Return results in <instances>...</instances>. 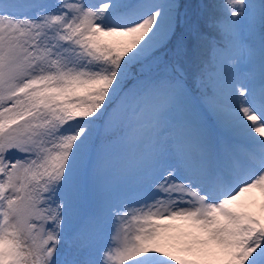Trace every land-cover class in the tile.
I'll return each instance as SVG.
<instances>
[{"label":"snow or ice","instance_id":"snow-or-ice-1","mask_svg":"<svg viewBox=\"0 0 264 264\" xmlns=\"http://www.w3.org/2000/svg\"><path fill=\"white\" fill-rule=\"evenodd\" d=\"M200 7L0 0V264H264V0Z\"/></svg>","mask_w":264,"mask_h":264},{"label":"trees","instance_id":"trees-1","mask_svg":"<svg viewBox=\"0 0 264 264\" xmlns=\"http://www.w3.org/2000/svg\"><path fill=\"white\" fill-rule=\"evenodd\" d=\"M214 2V0H203V3L204 4H210V3H213ZM184 3H185V5H186V8H185V11L187 12V14H188V16H189V11H190V5H189V3H190V0H184ZM197 14V13H196ZM196 14H194V15H196ZM193 15V16H194ZM192 16V17H193ZM191 17V18H192Z\"/></svg>","mask_w":264,"mask_h":264},{"label":"rangeland","instance_id":"rangeland-1","mask_svg":"<svg viewBox=\"0 0 264 264\" xmlns=\"http://www.w3.org/2000/svg\"><path fill=\"white\" fill-rule=\"evenodd\" d=\"M192 2L196 5V8L198 10V13H200L201 10H202L200 6H202V4L201 3H198L199 0H192Z\"/></svg>","mask_w":264,"mask_h":264}]
</instances>
